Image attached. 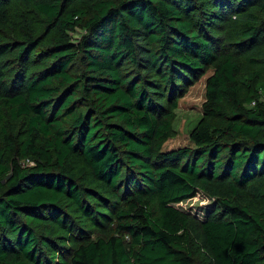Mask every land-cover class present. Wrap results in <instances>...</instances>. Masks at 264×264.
<instances>
[{
	"label": "trees",
	"instance_id": "obj_1",
	"mask_svg": "<svg viewBox=\"0 0 264 264\" xmlns=\"http://www.w3.org/2000/svg\"><path fill=\"white\" fill-rule=\"evenodd\" d=\"M2 23L0 264H264V0H0ZM197 189L201 220L173 205Z\"/></svg>",
	"mask_w": 264,
	"mask_h": 264
},
{
	"label": "rangeland",
	"instance_id": "obj_2",
	"mask_svg": "<svg viewBox=\"0 0 264 264\" xmlns=\"http://www.w3.org/2000/svg\"><path fill=\"white\" fill-rule=\"evenodd\" d=\"M18 5V4H17ZM20 5H18L19 7ZM19 8H13L16 13ZM32 24L36 27V30H40V15L37 13H29ZM218 24L211 23L208 26V33L214 36V38L222 32ZM222 30V29H221ZM16 29H13L9 24H0V41L7 39L6 37L15 36ZM5 74L7 73V67H4ZM9 69V66H8ZM11 69L9 70L10 73ZM209 72L207 70L203 75ZM198 77L192 84L187 87V90L182 96L179 97L177 105L174 108V118L172 120V128L174 133L167 137L162 144L163 149L173 148L177 146L188 144V130L200 115V103L203 98V78L204 76ZM0 113V141H2L3 133L6 132L10 127L8 123L6 107H1ZM214 204V198L207 195L202 190L197 189L195 194L182 199L178 202H174L173 205L189 214L194 219L201 220L212 209ZM93 237V235H92Z\"/></svg>",
	"mask_w": 264,
	"mask_h": 264
}]
</instances>
